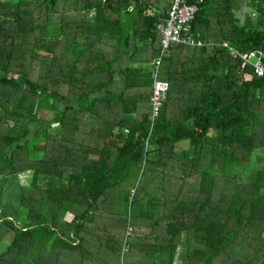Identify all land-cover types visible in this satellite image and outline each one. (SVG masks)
<instances>
[{"label": "trees", "instance_id": "trees-1", "mask_svg": "<svg viewBox=\"0 0 264 264\" xmlns=\"http://www.w3.org/2000/svg\"><path fill=\"white\" fill-rule=\"evenodd\" d=\"M163 1L0 0V264H264V78L228 47L264 61V0H203L153 118Z\"/></svg>", "mask_w": 264, "mask_h": 264}, {"label": "built area", "instance_id": "built-area-1", "mask_svg": "<svg viewBox=\"0 0 264 264\" xmlns=\"http://www.w3.org/2000/svg\"><path fill=\"white\" fill-rule=\"evenodd\" d=\"M202 2L203 0H194L192 2L188 0H172L168 11V18L165 22L157 25V30L162 36V48L158 58L153 64V74L155 78L152 94L153 118L159 114L170 90V84L167 81L159 79L161 61L162 58L167 55L169 47L171 45L202 47L204 45V43L197 38V34L192 30V21ZM228 47L235 55L242 57L244 61L242 65L243 69L248 65H252L255 74L260 78H264V61L261 58L260 52L240 55L234 47ZM252 58L256 59L254 63H252Z\"/></svg>", "mask_w": 264, "mask_h": 264}, {"label": "rangeland", "instance_id": "rangeland-1", "mask_svg": "<svg viewBox=\"0 0 264 264\" xmlns=\"http://www.w3.org/2000/svg\"><path fill=\"white\" fill-rule=\"evenodd\" d=\"M220 4H221V1L218 0L217 2H214L213 6H220ZM250 10L251 9L246 4L242 12L240 11L238 15H241L242 17L246 18ZM255 61L256 59L252 58V63H254ZM153 64L154 62L151 64H144L143 67L145 68V70H150L152 69ZM38 115L40 117L45 116L46 118L53 117V113L51 111H48L47 109H42L41 111H39ZM248 175L249 173L246 174V176ZM20 181L23 184L28 185L31 182V174L29 173L23 174L20 177ZM152 184H153V181L151 180L146 181V174L145 176H143L140 170H137L134 167L131 168L128 178L122 183V185L120 186V190H119L120 198H119L118 205L116 204V210L120 218H124L126 215L128 217L129 216L133 217L132 219V223H133V221L137 217H141L142 212L148 211L147 204L149 201L148 200L149 196H146V198H144L145 195L143 196V189H145L146 192H150ZM132 228L135 229V227L132 224H129L128 233L132 231ZM134 238H135V233L133 234L131 233V235L129 236L130 243L131 241L134 240ZM123 241L124 240L122 237V242ZM112 254L114 255V253ZM112 254L110 257L104 256L101 259L102 264H116V256H112ZM122 256H123V253H122ZM98 261L100 262V258L98 259ZM146 264H151V263L149 262Z\"/></svg>", "mask_w": 264, "mask_h": 264}, {"label": "crops", "instance_id": "crops-1", "mask_svg": "<svg viewBox=\"0 0 264 264\" xmlns=\"http://www.w3.org/2000/svg\"><path fill=\"white\" fill-rule=\"evenodd\" d=\"M171 1L172 0H169V1L164 0L163 3L160 4L157 9H155V8L152 9L150 11V13L151 14H156V15H162L163 12H166V11L168 12L169 9H170ZM181 247H183V242H181V243L179 242L178 249L181 248Z\"/></svg>", "mask_w": 264, "mask_h": 264}, {"label": "water", "instance_id": "water-1", "mask_svg": "<svg viewBox=\"0 0 264 264\" xmlns=\"http://www.w3.org/2000/svg\"><path fill=\"white\" fill-rule=\"evenodd\" d=\"M258 56V55H257ZM233 58V55L232 54H223L221 56V59L226 62V63H229Z\"/></svg>", "mask_w": 264, "mask_h": 264}]
</instances>
